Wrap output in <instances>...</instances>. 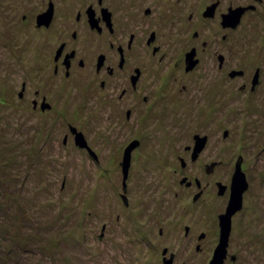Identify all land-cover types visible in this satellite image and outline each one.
I'll return each instance as SVG.
<instances>
[{
    "label": "rangeland",
    "instance_id": "obj_1",
    "mask_svg": "<svg viewBox=\"0 0 264 264\" xmlns=\"http://www.w3.org/2000/svg\"><path fill=\"white\" fill-rule=\"evenodd\" d=\"M17 1L0 0V264H164L165 245L177 255L172 264H211V247L197 250L184 232L186 224L195 231L208 228L212 238L210 212L223 203L212 190L206 194L209 204L193 203L181 183L189 168L176 162V154L186 156L184 144L193 129L210 135L212 145L203 154L206 160H220L214 178H230L237 155L246 156L249 188L228 245L235 259L229 256L224 264H264V0H222V7L231 3L232 9L258 4L230 30L232 65L251 73L256 65L262 69L255 91L251 81L242 89L246 79L230 78L231 67L187 72L182 63L175 64L174 59H183L179 52L189 43L187 34L166 64L148 67L166 70L152 83L159 85L154 99L161 96L167 111L165 121L160 123L159 115L145 131L138 125L144 144L130 160L126 190L121 162L133 136L132 120L122 115L121 131L114 136L102 129L96 100L54 95L63 115L21 107V77L36 84L47 65L35 43L28 42L34 32L21 24ZM210 25L219 35L220 27ZM68 121L81 124L101 163L63 143ZM174 125L178 129L171 131ZM133 215L147 235L141 237L140 228L132 233Z\"/></svg>",
    "mask_w": 264,
    "mask_h": 264
},
{
    "label": "flooded vegetation",
    "instance_id": "obj_2",
    "mask_svg": "<svg viewBox=\"0 0 264 264\" xmlns=\"http://www.w3.org/2000/svg\"><path fill=\"white\" fill-rule=\"evenodd\" d=\"M222 3V0H18L20 22L34 32L33 35L27 36L28 42L31 45L35 43L33 48L46 60L47 65L42 67L45 72L42 79H34L36 84L32 83V78L21 77L18 90L21 107L39 112L58 110L60 115H63L64 113L57 109L54 95L60 100L69 99L70 96L82 98L84 102H87V99L96 100L99 107L98 120L107 133L115 136L121 131V125L117 122L122 115L134 123L132 142L128 141L123 147L124 152L127 146L132 144L133 162L135 152L144 144L143 136L136 134L138 125L142 123L141 130L145 131L153 120L155 123L159 115L158 121H165L167 111L166 105L162 108L161 96L154 99L159 85L153 86L152 83L155 77L162 78L166 70L157 69L152 72L148 67L166 64L176 49L184 43L185 34L189 43L179 52L182 53L183 59H174L175 64L182 63L187 72L194 71L197 67H231L228 71L230 78L246 79L241 83L242 89L248 87L249 81L252 91L259 86L263 78L259 65H256L255 72L251 73L248 68H244L246 66H233L230 59V30L237 28L247 10L257 9L258 4H244L243 6L248 7L241 14L239 22L232 25L224 23V15L230 12L234 5L229 3L222 7ZM210 24L220 27L219 35H216ZM234 70L239 72L233 73ZM257 71L258 80L254 84ZM51 84L56 87L54 92L47 89ZM182 86L184 88L186 85L183 83ZM163 92L167 93L168 88L165 87ZM75 109L74 106L71 108ZM143 116L144 121L140 122ZM68 122L69 130L63 133V143L75 145L101 163L98 148L94 147L81 124ZM188 125L185 126L187 131ZM176 129L178 127L174 125L171 131ZM77 131L84 135L85 145L77 143ZM190 134L191 138L184 144L186 156L189 157L186 159L183 154H176V162L179 161L182 168H189L188 172L183 173V179L180 181L191 191L189 197L193 203L209 202L206 194L211 190L223 199V203L218 209L213 206L210 212H213L210 219L215 227L212 238H209L208 228L195 231L193 225L186 224L184 232L192 241L195 240L197 250H201L202 246L211 247L213 257L220 242L221 214L226 211L229 203L234 171L230 178H214L220 160H206L203 154L212 145L210 135L200 134L196 129ZM240 158L241 167L248 179L245 154L237 155L234 169ZM194 164L198 173L193 170ZM246 190L243 194V204ZM239 210L232 215L228 245ZM136 221L133 215L132 233L140 228L137 227ZM138 232L141 237L147 235L143 227ZM159 232L163 234L162 227ZM231 254L227 251L224 262L227 257H232ZM170 257L173 262L177 255L174 251H168V246L165 245L163 262L165 258ZM212 257L209 259L210 263Z\"/></svg>",
    "mask_w": 264,
    "mask_h": 264
},
{
    "label": "water",
    "instance_id": "obj_3",
    "mask_svg": "<svg viewBox=\"0 0 264 264\" xmlns=\"http://www.w3.org/2000/svg\"><path fill=\"white\" fill-rule=\"evenodd\" d=\"M248 6H240L236 7L234 9H231L230 12L224 15V23L235 25L239 22L241 14L244 12V10ZM239 72L238 70H234L233 73ZM258 72H256V75L254 77V84L258 80ZM77 143L80 145L86 144V139L84 138V135L82 132L77 131ZM85 139V140H84ZM131 150H132V144L128 145L127 148L124 151L123 161H122V167H123V187L126 190L127 186V177L129 172V166H130V160H131ZM249 182L246 176L245 171L241 167V158L238 160L236 164L235 171L233 173L232 177V190L231 195L229 199V203L227 205L226 211L221 214V236H220V242L217 245L214 256L211 260V264H223L224 259L227 256L228 251V242L232 227V215L237 210L241 209L243 206V194L244 191L248 188ZM124 201L128 202V196L126 193L122 194ZM165 251V250H164ZM232 258H235V256H232ZM164 264H172V259L165 258Z\"/></svg>",
    "mask_w": 264,
    "mask_h": 264
},
{
    "label": "trees",
    "instance_id": "obj_4",
    "mask_svg": "<svg viewBox=\"0 0 264 264\" xmlns=\"http://www.w3.org/2000/svg\"><path fill=\"white\" fill-rule=\"evenodd\" d=\"M2 100L0 99V102H1Z\"/></svg>",
    "mask_w": 264,
    "mask_h": 264
}]
</instances>
